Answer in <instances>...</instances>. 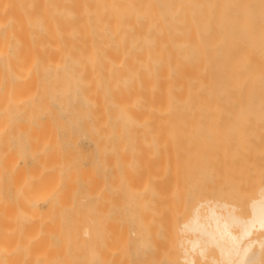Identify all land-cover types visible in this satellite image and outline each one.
Segmentation results:
<instances>
[{
    "label": "bare ground",
    "instance_id": "1",
    "mask_svg": "<svg viewBox=\"0 0 264 264\" xmlns=\"http://www.w3.org/2000/svg\"><path fill=\"white\" fill-rule=\"evenodd\" d=\"M199 127L264 128V0H0V264H264Z\"/></svg>",
    "mask_w": 264,
    "mask_h": 264
},
{
    "label": "rangeland",
    "instance_id": "2",
    "mask_svg": "<svg viewBox=\"0 0 264 264\" xmlns=\"http://www.w3.org/2000/svg\"><path fill=\"white\" fill-rule=\"evenodd\" d=\"M173 131H187V134L181 136L178 139H171L168 146L169 147H180L190 151L197 158H201L203 153L214 154L216 159L213 161L214 165L217 166L219 171L223 173H247L252 174V176L247 177L242 182V194L240 197H231L227 200L230 203L232 202L237 206L236 211L240 213L246 212L248 208V202L250 199L256 198L258 195V189L264 185V128H255V127H218V128H189V129H172ZM176 141V142H175ZM79 146L85 148L89 147V143L83 139L78 141ZM83 142V143H82ZM82 144V145H81ZM84 145V146H83ZM143 158L140 159L142 161ZM2 162V160H0ZM0 162V167L3 168L2 163ZM22 165V160H18V166ZM0 168V171H2ZM194 189V188H192ZM210 198L209 195H201V194H191L187 196V207L185 208L184 213L186 215L192 212L194 209V204L197 201L206 200ZM189 199V202H188ZM221 199V197H220ZM222 200H224L222 198ZM225 201V200H224ZM197 204V203H196ZM44 207V205H40ZM247 206V207H246ZM189 207V208H188ZM188 211V212H187ZM185 215V216H186ZM177 219V224L172 225V229L174 228V232L179 231L181 219L186 221V217ZM179 221V222H178ZM182 222V221H181ZM179 223V225H178ZM174 226V227H173ZM177 226V227H176ZM184 228V227H181ZM186 231V230H185ZM183 231V232H185ZM182 232V230H181ZM178 233V232H177ZM176 233V234H177ZM177 236H182L181 233ZM185 236L183 237H192L190 233H183ZM211 248L204 252V256L210 258L214 257L215 252H213ZM176 255L172 257V262L175 264H186V261H182V252L178 251ZM190 254V253H189ZM192 260L196 263L199 261V264H209L210 260L202 256H198V254H190ZM203 259H202V258ZM208 259V260H207ZM207 262V263H206ZM188 264V263H187Z\"/></svg>",
    "mask_w": 264,
    "mask_h": 264
}]
</instances>
